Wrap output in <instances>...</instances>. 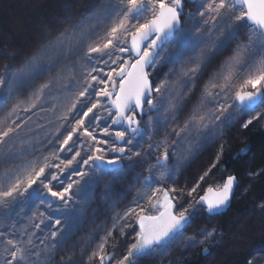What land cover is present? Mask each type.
Masks as SVG:
<instances>
[{
  "label": "snow or ice",
  "instance_id": "obj_1",
  "mask_svg": "<svg viewBox=\"0 0 264 264\" xmlns=\"http://www.w3.org/2000/svg\"><path fill=\"white\" fill-rule=\"evenodd\" d=\"M188 2L91 0L2 66L0 264H78L68 244L97 192L93 215L111 211V226L80 241L79 264H146L177 243L211 254L215 229H184L197 205L227 209L237 177L198 194L222 144L183 188L170 158L191 159L242 114L243 128L264 123V0Z\"/></svg>",
  "mask_w": 264,
  "mask_h": 264
},
{
  "label": "trees",
  "instance_id": "obj_2",
  "mask_svg": "<svg viewBox=\"0 0 264 264\" xmlns=\"http://www.w3.org/2000/svg\"><path fill=\"white\" fill-rule=\"evenodd\" d=\"M85 1L0 0V53L9 54L0 56V62L3 58L5 61L2 66L16 54H29L42 43L43 36L57 32L69 8L73 17L79 18L85 12ZM222 140L221 164L212 170L211 176L235 175L238 184L231 206L220 214L208 215L216 217L217 227L229 235L218 252L217 264H246L248 260L264 264V209L260 207L264 204V126L254 122L248 128L234 129ZM219 147L209 151L205 163L215 159ZM190 176L194 179L198 173ZM204 258L200 254L198 259L186 261L202 264Z\"/></svg>",
  "mask_w": 264,
  "mask_h": 264
},
{
  "label": "rangeland",
  "instance_id": "obj_3",
  "mask_svg": "<svg viewBox=\"0 0 264 264\" xmlns=\"http://www.w3.org/2000/svg\"><path fill=\"white\" fill-rule=\"evenodd\" d=\"M91 2V0H87L85 1L86 7H85V11L87 10V7L89 5V3ZM199 0H196L195 3H189L187 5V9H191L194 10L196 3H198ZM60 28H58L56 31H60L62 30L64 27H66V25L61 24L59 26ZM55 32V33H57ZM54 33V34H55ZM51 34V33H50ZM49 34V35H50ZM52 34V35H54ZM48 34L42 37V42H44L45 38L49 36ZM40 44H38L39 46ZM37 46V47H38ZM174 51V49H170L169 50ZM8 57V56H7ZM14 57L9 58V60L7 61V63L9 64L10 62H12ZM4 59V58H3ZM1 60L0 65L2 66V64L5 62L4 60ZM3 62V63H2ZM2 63V64H1ZM6 63V64H7ZM172 67L171 65L168 64H163L159 69V75L160 78L163 79L164 75L168 73L169 68ZM146 118V117H145ZM183 117H181L182 119ZM246 117L242 114L240 117H238L231 126H229V128L227 129V131L225 132V134L223 135L222 138H220L219 140H217V146H221V144H223L224 140H222L226 134H230L231 131H233L234 129H238V128H243L241 126L243 120ZM264 126V123H260ZM44 130L43 129H35L34 133L32 134H40L42 133ZM163 136V132H161V137ZM159 138V137H158ZM214 144V143H213ZM215 145V146H216ZM224 145V144H223ZM50 147V146H49ZM203 150V149H202ZM199 151L196 153L195 156H193L191 159L189 160H177L176 158H170V165H180V169L179 171L176 173L174 179L176 182V185L179 186V184H189V175H196L198 173L201 174L205 169H207L209 167V163L210 161H212L211 159H209V161L207 163H205L206 161V156L207 154H205L206 152L203 153V151ZM195 151V149H194ZM182 176V177H181ZM181 177V179H180ZM226 177H221L218 176V174L212 175L211 179H208L206 181L205 184L201 185V189H198V194H203L202 190L205 189L207 186L211 185V186H218L219 184L223 183V181L225 180ZM180 179V180H179ZM184 185V187H185ZM117 189H121V190H126L128 191V199L124 201V203H128L131 199H133L135 197V191L130 190V186L129 185H117L116 186ZM181 187V186H180ZM183 188V185L182 187ZM97 199L95 201H93L89 206H88V210L85 213V219L84 221L80 224L79 228L75 231V234L72 236L71 241H69L68 247L71 248L73 245H78L76 248V252H77V256L75 257V259L77 260L78 264L80 261V256H79V246L80 245V241L82 239H86L87 237H89V235L95 233L98 231L97 226L101 225L102 223H107L108 226H111V221H110V217L112 215L111 211H103L101 212V214H97V215H93L92 209H95L98 207L99 204V196L100 193L97 192L96 194ZM123 204H121L119 207L123 208ZM119 210V209H118ZM206 210L202 207H200L199 205H197V210L194 211L192 213V216L190 218L191 219H195L193 221V225L192 226H186L184 229V234L191 236V235H195L197 234L200 230L202 229H206V230H212L215 229L216 230V240L212 241L211 243H209L208 245H206L209 248V252L211 253L209 254H205L203 252V247L202 246H197L194 248H190V247H185L183 244H179L177 243L176 245H174L168 252L167 254H164L163 256L161 255H156L155 256V264H181V262L186 259V258H195L201 254V255H205V258L203 259L204 261H202V264H217L218 261V252L220 251L221 246L224 244V241L228 240L226 239L227 236H229L227 234V236L225 235L224 232H222L218 227H217V218L216 217H210L206 215ZM23 222V221H21ZM99 235H103V232H99V234L97 236H95L94 238L96 240H98ZM217 241L219 243H217ZM111 243H116L117 245H120L121 243V238L120 237H116L114 241H110ZM186 253V258L184 257V254ZM65 255V252H60L55 259L59 260V258L61 256ZM170 258H168L167 257ZM84 260L86 261V256L84 257ZM187 262V261H186ZM146 264H151V261L146 262Z\"/></svg>",
  "mask_w": 264,
  "mask_h": 264
},
{
  "label": "flooded vegetation",
  "instance_id": "obj_4",
  "mask_svg": "<svg viewBox=\"0 0 264 264\" xmlns=\"http://www.w3.org/2000/svg\"><path fill=\"white\" fill-rule=\"evenodd\" d=\"M190 3V2H189ZM187 5H188V3H187ZM215 144H211L210 146H206L202 151H203V153L204 152H206L205 154H208L209 153V151L210 150H212V149H214V146ZM191 175V174H190ZM189 175V178H188V180L189 181H194L195 179H196V177L194 178V179H192V177ZM182 177V176H181ZM181 177H180V179H181ZM179 179V180H180ZM182 185H183V187H184V185L185 184H179V187L181 186L182 187ZM206 215L208 216V215H210V213H208V212H206ZM211 215H216V214H212L211 213ZM195 220V219H194ZM193 219H191V221L189 222L190 224L188 225V226H192L193 225V221H194ZM158 255H160V254H158ZM161 256H163V255H161ZM186 256V253L184 254V257ZM167 257H168V255H167ZM169 258V257H168ZM186 258V257H185ZM170 259V258H169ZM155 262H156V260H155V257L151 260V264H155ZM181 264H187V262H186V259H184L182 262H181Z\"/></svg>",
  "mask_w": 264,
  "mask_h": 264
},
{
  "label": "water",
  "instance_id": "obj_5",
  "mask_svg": "<svg viewBox=\"0 0 264 264\" xmlns=\"http://www.w3.org/2000/svg\"><path fill=\"white\" fill-rule=\"evenodd\" d=\"M195 2H196V0H195ZM190 3H193V2H190ZM237 184H238V179H237V183H236L235 186H234L233 194H232V197H231V199H230V203H229L228 208L231 206V201H232V199H233V196H234V193H235V188H236ZM228 208H227V209H228ZM227 209L223 210L222 212L226 211ZM222 212H221V213H222ZM212 214H220V213H212Z\"/></svg>",
  "mask_w": 264,
  "mask_h": 264
}]
</instances>
